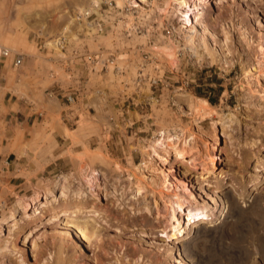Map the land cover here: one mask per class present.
<instances>
[{
    "label": "rangeland",
    "instance_id": "374dc122",
    "mask_svg": "<svg viewBox=\"0 0 264 264\" xmlns=\"http://www.w3.org/2000/svg\"><path fill=\"white\" fill-rule=\"evenodd\" d=\"M171 2L0 0V264H264V0Z\"/></svg>",
    "mask_w": 264,
    "mask_h": 264
},
{
    "label": "bare ground",
    "instance_id": "6f19581e",
    "mask_svg": "<svg viewBox=\"0 0 264 264\" xmlns=\"http://www.w3.org/2000/svg\"><path fill=\"white\" fill-rule=\"evenodd\" d=\"M94 4H96V5H98L102 0H91ZM173 1L174 0H172V2L170 3L171 5H174V7L175 8H177V6H182L183 4H187V0H175V2L177 1V3H178V5H175V4H173ZM178 7V10H182V8L180 9ZM22 11H20V13H21ZM183 13V12H182ZM185 13V16H188V11H185L184 12ZM66 29H67V27H66ZM68 30V29H67ZM56 44V46H60V43L58 42H56L55 43ZM166 54V53H165ZM261 55H262V57L264 56V50L262 49V51H261ZM262 59V58H261ZM264 59V58H263ZM263 63V68H264V60L263 61H261V64ZM260 67V66H259ZM261 67H262V65H261ZM195 112V111H194ZM209 116V115H208ZM217 128H218V122H215V121H213L212 122V128H211V130L209 131V132H205V131H203L200 127H198V129H193V130H189V131H191L190 133H182V134H180V135H175V136H171V135H169V134H164V135H162V138L158 141V143H157V145L153 148V152H151L148 156H149V158L151 159V158H154L155 157V155H158V153L160 152V151H162V150H166L167 151V149H168V147H173V148H176V146H178L182 151H186L187 149L189 150V149H192L199 141H203L202 142V144H204V145H206L207 143V141L209 140V138H216L217 137ZM59 130H62L61 128H59ZM171 149V148H170ZM178 149V148H177ZM164 153V152H163ZM206 153V152H205ZM208 153V152H207ZM166 154V153H165ZM206 157H207V155H205ZM147 158V157H146ZM213 155L211 154V153H209L208 154V160L206 159V160H204V158H203V165H204V167H205V169L207 170V171H211V170H213V168H214V166H213ZM154 161V160H153ZM149 164H150V161H148V159H147V161L146 162H143V165H142V167H144V168H147V167H149ZM141 168V167H140ZM202 170V169H201ZM87 180L88 181H90V178L89 177H87ZM172 197V196H171ZM173 197H174V199L175 200H170L169 202H170V204H171V206L172 205H174L175 204V202H177V203H180V201H181V198H180V194L178 193V192H174V194H173ZM39 199H40V192H39V190H37V192L35 193V195H33V197H30V198H28L27 199V201L26 202H23V205L22 206H20L19 208L22 210V212H23V214L24 215H26V212L29 210V209H31L33 206H36V204L38 203V201H39ZM55 201V200H54ZM170 206V207H171ZM19 209V210H20ZM20 210V211H21ZM81 210V209H80ZM17 211V210H16ZM65 211V210H64ZM64 211H62V213L64 212ZM70 211V210H69ZM79 211V210H78ZM60 213V212H59ZM76 213H77V209H76ZM17 214H19V213H17V212H14L9 218H7L6 219V222L8 221V220H12V219H14L15 217H16V215ZM64 214V213H63ZM66 214V213H65ZM73 214H75V213H73ZM55 215H57V214H55ZM26 217V216H25ZM30 217V216H29ZM53 217V216H52ZM51 217V218H52ZM54 219V218H53ZM3 221V220H2ZM8 223V222H7ZM3 225V224H2ZM4 227V226H3ZM88 228V226H86L85 228H84V230H82V233L81 234H83V237L84 238H87V236H86V229ZM3 230V229H2ZM79 230H81V229H79ZM1 232V231H0ZM79 232V231H78ZM27 238V237H26Z\"/></svg>",
    "mask_w": 264,
    "mask_h": 264
},
{
    "label": "built area",
    "instance_id": "2783aa9c",
    "mask_svg": "<svg viewBox=\"0 0 264 264\" xmlns=\"http://www.w3.org/2000/svg\"><path fill=\"white\" fill-rule=\"evenodd\" d=\"M94 56L93 55H88L87 56V61H89V63H94ZM22 64V59H18L16 61V66H20ZM5 208V202L4 201H1L0 202V211H2L3 209Z\"/></svg>",
    "mask_w": 264,
    "mask_h": 264
},
{
    "label": "crops",
    "instance_id": "0c3cea01",
    "mask_svg": "<svg viewBox=\"0 0 264 264\" xmlns=\"http://www.w3.org/2000/svg\"><path fill=\"white\" fill-rule=\"evenodd\" d=\"M8 166H10V164H8ZM19 167H22V166H20V165L14 166V170H15L14 173L21 171V169H19ZM9 171H10L9 167H8L7 169H6V168H2V169H0V179H1V176H2L1 172H3V174H7V173H9ZM15 178H17V177H15ZM3 180H4V179H3ZM0 182H1V181H0ZM24 183H25V182H23V184H24ZM23 184H19V186H20V185H23Z\"/></svg>",
    "mask_w": 264,
    "mask_h": 264
}]
</instances>
